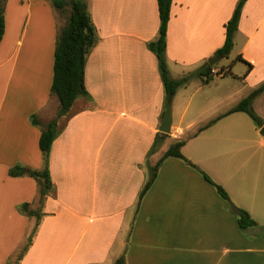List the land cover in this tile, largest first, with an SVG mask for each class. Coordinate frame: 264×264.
Segmentation results:
<instances>
[{
    "label": "crops",
    "instance_id": "1",
    "mask_svg": "<svg viewBox=\"0 0 264 264\" xmlns=\"http://www.w3.org/2000/svg\"><path fill=\"white\" fill-rule=\"evenodd\" d=\"M238 2L173 1L166 55L181 71L173 78L196 73L215 57ZM88 5L100 36L86 64L91 98H79L59 120L50 158L54 192L41 206L38 234L20 264H114L121 257L126 264H264V135L244 113L227 114L264 84V0L246 2L235 35L244 38L239 56L246 61H241L245 75L230 71L234 62L216 66L208 84L195 77L181 88L174 97L180 98L179 119L149 157L166 110L158 60L147 47L159 35L158 2L88 0ZM67 16V8L60 12L51 0H6L0 44V264H10L37 225L22 206L40 208L38 182L9 171L44 168L42 127L32 119L46 125L57 116L60 103L51 88ZM185 68L195 72L186 74ZM230 76L252 88L246 94ZM253 109L264 119V92ZM218 117L182 153L256 221L246 230L216 188L181 159L164 161L139 202L148 165Z\"/></svg>",
    "mask_w": 264,
    "mask_h": 264
},
{
    "label": "trees",
    "instance_id": "2",
    "mask_svg": "<svg viewBox=\"0 0 264 264\" xmlns=\"http://www.w3.org/2000/svg\"><path fill=\"white\" fill-rule=\"evenodd\" d=\"M51 1L53 2L56 9H58L60 12H63L66 10V8L68 12L66 24L61 29L57 39L54 77L51 88L52 94L58 98L60 106L56 118L51 120L46 125H43L36 116H34L32 119L34 125L42 127L39 147L44 157V168L42 170H32L28 167L16 166L9 171V175L12 177L29 176L38 182L40 188V208L33 210L27 203L22 206V211L25 214L30 217L37 218V227L40 225L41 219L43 217L41 206L43 205L45 199L54 192V186L50 173V158L53 143L61 133L59 120L62 117L69 115L72 107L79 98H91L86 88V64L92 49L100 42V36L98 29L92 19L88 0ZM173 1L174 0H157L160 16L159 35L156 40L148 43L147 45L148 49L156 56L158 60V68L165 90V109L167 108L168 103L174 100V97L178 91L181 88L187 86L193 80V78L199 77L202 79L204 84H208L213 78V69L216 67V65L211 66L209 63H206L196 73H191L178 79H175L171 76L166 54L168 47V28L171 20ZM247 1L248 0H239L232 18L225 26V43L215 53V57L224 56L225 58H229V55L235 46V35L239 29L242 12ZM5 9L6 0H0V44L2 43L5 34ZM237 60L246 63V61H244L241 56H239ZM232 67L233 65H231L230 71H232ZM222 72L224 73L225 70ZM219 74L221 75L222 73L219 72ZM263 92L264 84L251 92L248 97L244 98L227 114L239 112L246 113L253 120L255 126L262 129L264 127V119L255 112L253 109V104ZM220 118L221 117H218L209 122L207 125L201 127L196 133L191 134L188 139L196 137L202 131L215 124L218 120H220ZM168 138H170L169 134L158 132L152 148L148 153V157L157 153ZM186 143L187 139L175 142L168 148L156 165H148L149 179L140 193L139 202L144 198V196L156 182L160 167L164 161L168 158H177L185 161L194 169L199 171L205 180L216 188L218 194L230 204L231 208L236 213L238 226L240 229L246 230L256 226V221L252 219L251 215L246 210L239 208L230 202L228 193L221 185L215 183L205 172L200 170L183 155L182 149ZM32 243L33 236L31 239H28V243L22 249L18 257V261L23 259L25 253L28 251ZM114 264H126V261L124 257H121Z\"/></svg>",
    "mask_w": 264,
    "mask_h": 264
},
{
    "label": "rangeland",
    "instance_id": "3",
    "mask_svg": "<svg viewBox=\"0 0 264 264\" xmlns=\"http://www.w3.org/2000/svg\"><path fill=\"white\" fill-rule=\"evenodd\" d=\"M237 34V33H236ZM215 42H217V39L214 38V46L216 45ZM243 43H244V38L240 37V36H237L235 39H234V49L233 51L231 52V54L229 55V58H224V60H221L219 61L216 66H221V65H228V64H231V63H234V66H233V73L237 76H244L245 75V71L247 69V66L246 64L242 63L241 61H238L237 58L239 57L240 55V50L243 46ZM167 57V55H166ZM214 58V57H213ZM167 62L169 63L170 65V72H171V75L172 76H178L177 74L181 73L179 67L178 69H175V66L174 64H172L170 62V60L168 61V58H167ZM206 63H204L203 65H205ZM184 70H186V74L190 73V72H193L194 69H190V68H185ZM195 72V71H194ZM231 77V76H230ZM218 77H216L215 79H217ZM221 78V77H219ZM229 78V77H228ZM218 80V79H217ZM230 80L232 81V85H234L235 87L237 86V88L239 90H244L245 93L247 94V92L252 88L250 85H247V84H244L242 79H234L233 77L230 78ZM234 86H232L231 88H233ZM86 98V97H84ZM180 98L177 96L173 101H172V112H173V119L175 120L176 119V122L178 121V107L180 105ZM243 116L248 120L250 121V123L252 125H255L253 120L250 118V116H248L247 114H243ZM261 116V115H260ZM203 132V131H202ZM189 136V135H188ZM188 136L186 137L187 141L189 140L188 139ZM38 228L39 226L32 229L31 233H30V236H28V238H26V242L23 244V246L18 249V253L12 257V260L10 262V264H20L23 259L26 257L27 253L29 252L31 246L29 247L28 251L25 253L24 257L22 260L18 261L19 260V255L22 251V249L27 245L28 243V239H31V237L33 236V241L35 240V237L36 235L38 234ZM33 244V243H32ZM1 263V262H0Z\"/></svg>",
    "mask_w": 264,
    "mask_h": 264
},
{
    "label": "water",
    "instance_id": "4",
    "mask_svg": "<svg viewBox=\"0 0 264 264\" xmlns=\"http://www.w3.org/2000/svg\"><path fill=\"white\" fill-rule=\"evenodd\" d=\"M224 56H216L209 61L211 66H215L219 61L223 60ZM173 124V112H172V102L168 103L165 110L161 126L159 131L164 134H171ZM262 135H264V127L261 129Z\"/></svg>",
    "mask_w": 264,
    "mask_h": 264
}]
</instances>
